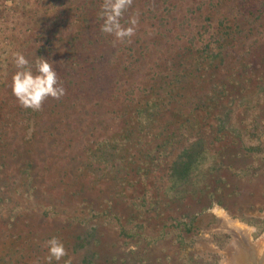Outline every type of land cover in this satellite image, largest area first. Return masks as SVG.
<instances>
[{"label": "rangeland", "instance_id": "obj_1", "mask_svg": "<svg viewBox=\"0 0 264 264\" xmlns=\"http://www.w3.org/2000/svg\"><path fill=\"white\" fill-rule=\"evenodd\" d=\"M105 2L0 0V264H47L53 236L67 250L53 264H234L236 244L247 264L264 244V121L251 129L253 152L210 134L230 107L237 127L247 123L239 99L248 76L238 71L246 44L210 81L193 79L197 93L186 83L195 51L219 25L261 26L249 38L262 40L264 0H131L121 24L137 23L124 40L101 31ZM14 52L34 72L38 56L49 59L65 88L59 99L44 101L34 121L21 118L25 108L12 94ZM224 82L236 101H208V91L219 95ZM171 89L198 98V109L212 107L195 112L193 131L171 135L180 121L171 115L178 106ZM144 94L165 98L160 123L142 126L154 129L149 134L134 126L132 100ZM90 102L99 104L95 112L86 111ZM160 124L169 129L164 136ZM201 137L209 160L188 192L174 196L168 161L179 141ZM209 165L217 171L208 173Z\"/></svg>", "mask_w": 264, "mask_h": 264}, {"label": "trees", "instance_id": "obj_2", "mask_svg": "<svg viewBox=\"0 0 264 264\" xmlns=\"http://www.w3.org/2000/svg\"><path fill=\"white\" fill-rule=\"evenodd\" d=\"M216 30L218 31L217 33L213 34L211 40L208 41L204 47L195 51V68L193 69L194 71L189 75L191 82L186 83V88L192 87L193 91L197 93V87L193 82V79H198V83L201 85L205 81H210L207 80L206 77H213V71L216 69L218 70V68L219 70L223 71V65L225 64L227 58L230 57V53L233 52L240 55L239 51L237 50L238 45L241 44V42L246 44L245 51H243L244 53L242 52V54L246 53V55L240 61L241 66L238 67V71L242 70L244 71L245 76H248L246 78L247 84H249L248 90H246L245 95L239 99V102H245L244 118L245 122L247 121V123L244 124L242 128L237 127L236 124H234L232 121L233 113L231 110L232 107H230V109H228L230 111L226 110L225 112L219 113L220 117L217 120L218 122L216 125V129L214 131L210 129V134L215 132L216 136L220 135V137L216 139H221V141L224 140L225 137H232L235 140L234 143L240 146V150H245V152H253L256 150L255 148L247 147V144L254 136L253 133H251V129H253V125L257 124L260 121H264V35L262 36L261 41H250L249 37H255L259 30L262 29L261 26L256 27L247 24H244L243 26L240 24H221ZM217 62H219V64H217ZM195 74H197V76ZM229 84H232V80L230 79ZM229 84H226L225 82L221 84L219 95L214 94V92L212 91H208L207 100L209 101L217 99L224 102L225 100L234 98V101H236L235 98L238 97L234 91V88L232 87L226 90V87H230ZM171 85L172 84H169L168 86ZM250 85H253L252 90H249ZM182 90V94H174V96L171 93L172 89L168 92V97L170 98H175L178 96V106L174 107V112L172 111L171 115L173 116V118L178 117V119L180 120L179 122L174 123L175 125H173V129H171V135L174 134L175 130L178 131L180 129L193 131L196 128L198 122V117L195 112L200 111L203 113H209V108L210 110H212L211 106L199 107L198 109V98H196L195 101V99L189 97L187 90ZM103 94L104 96L110 95V97H114L112 94L115 93L111 94L110 92L105 91ZM149 95H151V97L153 96L152 94H144L140 98L138 96H135L134 100H132L135 109L134 126H136L137 129L140 130V132H147V134L152 133L154 129L152 131V129L148 127L146 129L142 126L144 125V123L146 124L145 126L160 123L158 116L164 110L163 102L165 100V98L163 97L151 98ZM192 101L195 102L192 103L191 108H188L186 103ZM95 106H99V104L97 102H94L93 104H91V102L88 103L85 107L86 111L89 112L92 109V111L95 112ZM226 108L228 107L226 106ZM203 109L204 111H202ZM40 110L33 111L31 109H24L23 116L21 118L26 119V121H30L32 119L34 121V118L37 119V117L40 115ZM128 125L129 122L127 121L126 126ZM160 126L161 127L159 133H162V135L164 136V131L166 130L167 133L169 129H166L167 125L165 128V125L163 126L160 124ZM157 130L159 129L157 128ZM186 140L179 141L180 148L175 151L176 153H173L168 161L167 178L172 185L171 190L175 191L174 196H177L178 192H188L186 187L190 186L194 182L193 179H195L196 181L198 175L200 174V171L209 160L210 156L209 153L211 150L207 145L205 138L201 137L194 141L186 138ZM210 144L212 145L214 144V142ZM142 149H144V146L143 148L141 147V152ZM145 155L146 154H144V156ZM225 168L232 169V166L231 164L226 165ZM214 170L217 171V167L209 165L208 173ZM196 185L197 182L195 186ZM123 231L126 233L125 229H123Z\"/></svg>", "mask_w": 264, "mask_h": 264}, {"label": "clouds", "instance_id": "obj_3", "mask_svg": "<svg viewBox=\"0 0 264 264\" xmlns=\"http://www.w3.org/2000/svg\"><path fill=\"white\" fill-rule=\"evenodd\" d=\"M130 4L131 0H106L103 4L101 31L112 34L119 40L132 37L137 21L132 19L131 26L128 27L121 24V18ZM13 59L17 70L12 76V94L23 108L38 111L47 98L59 99L65 94V88L60 83L54 63L49 59L38 56L35 61V72L30 61L22 53L14 52ZM214 210V208L209 209V211ZM47 248V264H53V261L59 262L67 256L64 243L56 236L47 241ZM64 264L71 262L65 260Z\"/></svg>", "mask_w": 264, "mask_h": 264}, {"label": "bare ground", "instance_id": "obj_4", "mask_svg": "<svg viewBox=\"0 0 264 264\" xmlns=\"http://www.w3.org/2000/svg\"><path fill=\"white\" fill-rule=\"evenodd\" d=\"M246 241H248V240H246ZM246 253L247 252H245L244 250H242L240 248L239 244L238 245L236 244L235 247L233 248L232 257H231L233 260H235L234 264H238L241 262H242V264H245L246 263L245 258L247 257V256L245 257ZM250 253H251V257L248 256L247 264H264V244H261L258 247V249L257 248L252 249V251ZM242 258H244V260Z\"/></svg>", "mask_w": 264, "mask_h": 264}]
</instances>
